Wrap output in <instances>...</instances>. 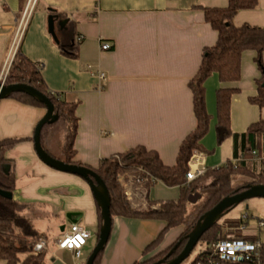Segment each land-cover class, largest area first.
<instances>
[{
	"label": "crops",
	"instance_id": "crops-1",
	"mask_svg": "<svg viewBox=\"0 0 264 264\" xmlns=\"http://www.w3.org/2000/svg\"><path fill=\"white\" fill-rule=\"evenodd\" d=\"M31 3L32 0H26L21 9L19 0H0V74L11 50L19 47L26 59L41 67L49 92L76 103L73 161L96 169L101 160L142 146L153 151L164 166H173L179 145L195 128L188 84L199 68L203 50L217 40V33L205 21L203 9L224 8L227 0H35ZM27 7L29 19L17 44L18 27ZM49 10L58 22L64 23L55 27L58 43L65 47L76 45L77 59L62 55L48 34ZM244 24L264 28V0H258L255 9L235 15L233 25ZM103 43L109 44L110 49L101 50ZM254 57L253 51L242 53L238 81L221 84L213 74L204 82L205 108L210 121L208 132L201 140L204 153L197 157L205 169L233 160L232 139L220 144L216 139L219 87L237 89L230 100L231 133H244L250 124L264 120V106L258 108L248 102L256 95V81L261 77ZM261 60L264 65V52ZM99 72L103 79L98 77ZM44 114L45 109L9 97L0 100V141L22 140L5 153L14 177L11 198L28 205L23 215L44 234V253L51 252L52 256L66 253L73 258L71 252L57 250L55 240L76 223L90 233L80 251L89 248L90 255L101 224L99 210L85 180L53 170L37 158L32 136ZM256 168L259 169V163ZM240 177L232 186L250 180ZM130 192L129 205L138 211L146 210L148 202H157L151 208L158 209L159 202L179 197L178 187L169 188L161 183L147 193L140 188H131ZM52 219H58L62 226L61 233L49 242L40 231L44 226L36 227L35 220ZM113 220H117L115 242L118 243L114 242L110 249L105 246L100 264L142 262L125 259L118 244L128 238L134 240L133 245L143 244L138 250L142 260L143 250L164 227L160 221L121 217ZM65 222L69 223L68 227ZM135 229L141 231L138 241L132 233ZM163 242L154 254L165 249Z\"/></svg>",
	"mask_w": 264,
	"mask_h": 264
},
{
	"label": "trees",
	"instance_id": "trees-1",
	"mask_svg": "<svg viewBox=\"0 0 264 264\" xmlns=\"http://www.w3.org/2000/svg\"><path fill=\"white\" fill-rule=\"evenodd\" d=\"M25 1L19 0L21 9ZM257 4L258 0H227V6L224 8L203 9L205 21L217 33V40L213 46L203 50L199 68L188 84L192 93L195 128L179 145L173 166H164L153 151H148L142 146L101 160L96 169L83 166L94 171L104 182L110 197L109 213L112 220L121 217L163 222V229L143 250V257L154 254L170 230L178 227L183 229L174 243L155 253L149 260L134 264H149L163 258L179 239L191 231L198 218L222 198L242 192L249 184L264 185V120L250 124L244 133H231L230 100L237 89L226 86L219 87L216 91V139L218 144L227 138L232 139L233 160L216 168H206L203 175L188 183L185 179L191 157L204 153L201 140L208 132L210 121L205 108L204 88V82L208 77L215 74L221 84L238 81L241 55L245 51H253L254 62L261 77L256 81V95L250 97L248 102L258 108L264 106V65L261 60L264 52V28L247 24L239 27L233 25V18L239 11L255 9ZM53 13L49 10V14L54 15ZM57 46L62 55L71 59L78 58L76 45L69 44L65 47L57 43ZM19 49L18 47L13 56L4 84H25L49 99L57 119L54 123L42 127L40 145L49 156L55 158L50 149L53 140L61 135L60 159H55L65 164L82 166L73 161L75 153L73 144L77 129L76 103L66 102L57 94L49 92L41 76V67L26 59ZM9 98L24 105L44 109L42 104L22 93L12 94ZM21 141L19 139L0 141V191L12 193L14 190L13 174L10 169L5 172V167L10 165L5 153ZM233 176H245L250 180L234 187L231 185ZM120 178L124 183L140 188L146 193L157 183L169 188L178 187L179 197L176 200L159 202L158 209L151 208L157 202H148L146 210H133L125 196ZM196 192L201 194V199L193 205L189 204L187 197ZM27 206L0 195V264H44V252L32 255L27 247L29 242L45 239L44 234L38 232L31 220L23 215ZM222 237V226L217 222L200 240L209 243ZM181 247H178L175 253ZM103 251L97 255L93 264H100Z\"/></svg>",
	"mask_w": 264,
	"mask_h": 264
},
{
	"label": "water",
	"instance_id": "water-1",
	"mask_svg": "<svg viewBox=\"0 0 264 264\" xmlns=\"http://www.w3.org/2000/svg\"><path fill=\"white\" fill-rule=\"evenodd\" d=\"M56 25L62 27L64 23L58 22L56 16L49 15L47 17V32L52 37L53 41L58 43L55 34ZM15 93H22L31 97L42 104L45 109V114L36 124L32 136L33 149L37 158L44 165L53 170L76 175L85 180L90 189L92 197L96 202L101 224L98 231L97 242L85 262V264H93L97 255L105 249L111 233L112 219L109 213L110 197L107 188L100 177L91 169L83 166L65 164L62 161L49 156L42 149L40 145L41 129L44 125L52 124L57 119V116L54 114L53 105L49 99L36 89L25 84L5 85L4 83H0V100L8 98L10 95ZM8 169L9 167L6 166L5 172H7ZM0 195L4 196L5 198H11V194L7 192L0 191ZM253 198L264 199V185L249 184L242 192L222 198L211 209L206 211L198 218L191 231L179 239L163 259L151 264H181L189 256L197 242L201 239L202 235L214 224H216L225 213L241 202ZM200 199L201 194L196 192L194 194H190L187 197V202L193 205ZM180 246H182L181 252L175 258L168 260L174 254L175 250Z\"/></svg>",
	"mask_w": 264,
	"mask_h": 264
},
{
	"label": "built area",
	"instance_id": "built-area-1",
	"mask_svg": "<svg viewBox=\"0 0 264 264\" xmlns=\"http://www.w3.org/2000/svg\"><path fill=\"white\" fill-rule=\"evenodd\" d=\"M34 2L35 0H32L31 4H34ZM29 15L30 9L27 7L18 27L17 44L27 26ZM15 48L11 50L4 69L0 74L1 84L5 81L16 51ZM100 49L106 51L110 49V46L107 43H103ZM98 77L103 79L104 75L99 72ZM197 156L198 154H194L188 163L189 169L185 175L187 183L200 177L205 172V168ZM122 185L126 186V183L122 182ZM124 193L127 200L132 199L129 190H125ZM263 229V219H255L247 214L242 215L237 228L223 233V237L219 240L206 243L207 249L196 256L190 264H264V245L252 233ZM89 238L90 233L87 230L73 223L55 240V246L57 250L71 252L73 259H77ZM27 247L30 250V254L37 255L45 250V242L42 239L36 242H29Z\"/></svg>",
	"mask_w": 264,
	"mask_h": 264
},
{
	"label": "rangeland",
	"instance_id": "rangeland-1",
	"mask_svg": "<svg viewBox=\"0 0 264 264\" xmlns=\"http://www.w3.org/2000/svg\"><path fill=\"white\" fill-rule=\"evenodd\" d=\"M61 144H62V137H61V135H58L53 140L52 147L50 149V152L52 153V155L57 159H60ZM240 178H242V177L233 176L231 178V185H235L236 183H238ZM119 181H120V183H122L123 182L122 178H120ZM122 187H123L124 192H125V190L130 191L131 188L135 189V187H132L128 183H126V186L124 185ZM137 189H139V188H137ZM245 214H247L248 216H251L255 219H263L264 220V199L253 198V199L245 200V201L241 202L240 204H238L237 206L233 207L227 213H225L218 221V223L221 224V226H222V233H225V232H228L232 229L237 228L239 226V220H240L241 216L245 215ZM63 218H65V217L63 216ZM112 224H113V226H112V230H111V233L109 236L110 239H108V242L106 244L107 249H110L116 240L115 234H116L117 220H113ZM68 225H69V223L65 222V226L68 227ZM35 226L36 227L37 226H44L43 230H40V231L45 233L47 236V239L49 240V242H51L55 236H57L58 234L61 233L60 232V226H62V225L58 221V219L57 220L52 219V221L35 220ZM182 231H183V229L182 230H180V229L179 230L178 229L170 230L169 233L166 235L165 240L163 242V248H166L169 245H171L172 243H174L176 241V239L180 236ZM143 232H144V230H143ZM132 233L136 234V236L134 238H135V241H138L137 235H139L141 233V231L135 229V231ZM252 233L259 239L260 243H262L264 245V229L258 230V231H253ZM124 241L125 242L123 244L122 243L118 244V249H119V253L121 255H123L124 257H126L125 259H129V260L134 259L135 261L144 262V261H147L150 258L155 256V254L148 255V256L142 257V260H141L140 254H138V250L140 249L139 247L143 244H141L140 246L139 245H133L134 240L129 239V238L126 240L124 239ZM50 246L52 247V245H50ZM206 249H207L206 242L203 240H199L197 242V244L195 245V247L193 248V250L191 251V253L189 254V256L183 261L182 264H190L196 256H198L201 252H203ZM88 256H89V248H87L86 250L81 252L80 256L77 259L71 258L66 253H57V254H54V256H52L51 252H45L44 253V264H85Z\"/></svg>",
	"mask_w": 264,
	"mask_h": 264
},
{
	"label": "flooded vegetation",
	"instance_id": "flooded-vegetation-1",
	"mask_svg": "<svg viewBox=\"0 0 264 264\" xmlns=\"http://www.w3.org/2000/svg\"><path fill=\"white\" fill-rule=\"evenodd\" d=\"M182 249V248H181ZM181 249L177 252V253H175V254H173L168 260H171V259H173V258H175L180 252H181ZM164 258V257H163ZM163 258H159V259H157V260H155V261H153V262H151V263H155V262H157V261H159V260H161V259H163ZM167 260V261H168ZM151 263H149V264H151ZM183 263V262H182ZM181 263V264H182Z\"/></svg>",
	"mask_w": 264,
	"mask_h": 264
}]
</instances>
